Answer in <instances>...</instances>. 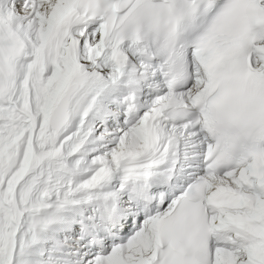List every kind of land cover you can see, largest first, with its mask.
<instances>
[{"label":"snow or ice","instance_id":"6c2138e0","mask_svg":"<svg viewBox=\"0 0 264 264\" xmlns=\"http://www.w3.org/2000/svg\"><path fill=\"white\" fill-rule=\"evenodd\" d=\"M0 264H264V0H0Z\"/></svg>","mask_w":264,"mask_h":264}]
</instances>
